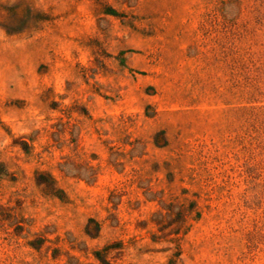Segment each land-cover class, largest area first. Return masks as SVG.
Here are the masks:
<instances>
[{"label": "rangeland", "instance_id": "obj_1", "mask_svg": "<svg viewBox=\"0 0 264 264\" xmlns=\"http://www.w3.org/2000/svg\"><path fill=\"white\" fill-rule=\"evenodd\" d=\"M0 264H264V0H0Z\"/></svg>", "mask_w": 264, "mask_h": 264}]
</instances>
